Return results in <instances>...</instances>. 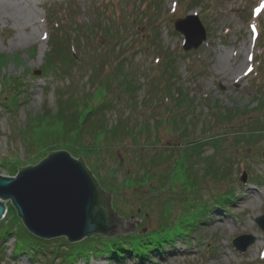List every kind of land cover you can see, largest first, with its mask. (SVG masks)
Wrapping results in <instances>:
<instances>
[{"label":"rangeland","instance_id":"374dc122","mask_svg":"<svg viewBox=\"0 0 264 264\" xmlns=\"http://www.w3.org/2000/svg\"><path fill=\"white\" fill-rule=\"evenodd\" d=\"M4 1L31 22L0 19V175L51 151L80 155L125 221L140 222L127 236L168 224L177 238L144 260L128 248L66 263L62 238L32 258L11 236L0 264H264V0ZM192 14L206 41L186 51L174 23ZM92 108L77 136L52 133L56 118L78 123ZM241 235L255 239L245 253L232 247Z\"/></svg>","mask_w":264,"mask_h":264},{"label":"water","instance_id":"95a60500","mask_svg":"<svg viewBox=\"0 0 264 264\" xmlns=\"http://www.w3.org/2000/svg\"><path fill=\"white\" fill-rule=\"evenodd\" d=\"M174 27L183 35L186 51L206 41L196 15L177 19ZM240 180L246 181L245 173ZM4 200L11 202L28 233L43 240L65 238L74 244L91 237L127 236L135 232L134 221L138 222L137 218L133 222L121 218L83 158L76 159L65 150L51 151L38 163L19 167L14 177L0 175V220L6 214ZM255 222L264 232V215ZM254 241L243 235L232 244L244 253Z\"/></svg>","mask_w":264,"mask_h":264},{"label":"trees","instance_id":"16d2710c","mask_svg":"<svg viewBox=\"0 0 264 264\" xmlns=\"http://www.w3.org/2000/svg\"><path fill=\"white\" fill-rule=\"evenodd\" d=\"M54 36V35H53ZM52 36V37H53ZM61 38H55L52 41H54V48L59 44H64V42L61 41ZM63 40H65L63 38ZM53 57V56H52ZM123 77L122 82L126 85V86H131V83L129 81H125V78L123 76V74L121 75ZM114 79V76H111V80ZM122 85V84H120ZM133 85V83H132ZM132 87H137L136 85H133ZM61 105V103H60ZM69 107V106H67ZM96 108H92L91 110H89L86 113V116L80 120L78 123H76V119L78 114H73L72 115V120L68 121L66 116L64 118L60 119H55L56 122H54V124H61V127H55L52 131V133L54 134H58L60 140L63 138H70L73 136H77L80 132V130L82 129V127L87 123V120L91 118V116L94 113V110ZM64 110V109H63ZM62 115H64L63 113H61ZM88 115V116H87ZM55 124V125H56ZM75 126L77 127V129L75 130ZM109 131H111L112 129L109 128ZM70 136V137H69ZM76 150H72V154H74ZM77 157H80V155H77ZM42 159V158H41ZM40 159V160H41ZM86 165V164H85ZM87 167V165H86ZM88 168V167H87ZM89 169V168H88ZM95 177V176H94ZM96 178V177H95ZM96 180L98 181V179L96 178ZM99 182V181H98ZM101 189L103 190V193L105 195V197H109L111 196V204L113 209L118 213V215L125 219L123 217V215H121L118 211L117 208H115L114 204H113V194L112 192L110 193L108 190H106L105 188L101 187ZM216 206H219L216 204ZM9 214H11L10 219L6 220V217L0 222V242H6V240L11 237L14 236V240H15V246L13 249V253L16 255H22V254H30V256L32 258L37 257L38 255H45V253L48 251V249L46 248V243L49 242L47 240H43L40 238H36L34 236H32L30 233H28V231L24 228V226L22 225L20 219L17 217L16 212H9ZM7 216V215H6ZM138 219L140 221H142L141 217H138ZM162 230L159 233H156L154 235L152 234H146V235H141V234H136L133 236H126V237H122L121 239H123V241L125 240V242H127V244H123L124 242H121V239H116V240H112V239H105L101 240L102 237H95V240H89V239H85L81 242H79L78 244H69V242L65 239L62 238L60 240L61 242V246H65V250H63L62 254H60V256H64V261L66 263L68 262H74L76 260H78L79 258H83V259H89L90 258V254L91 253H95L98 251L102 254H108V256H110V259L113 260H119L122 257L121 253H124V251H127L128 248H130V252H133L140 260H144L147 259L148 256H146L148 253H153V252H157L159 251V249H163L164 245H169L171 244L172 240H175L177 238V235H173L170 232H168L167 227L168 224L163 225L162 226ZM141 229L138 230V233H140ZM130 237V238H129ZM130 239V240H126V239ZM100 243V244H99ZM101 244H103V246H101Z\"/></svg>","mask_w":264,"mask_h":264},{"label":"bare ground","instance_id":"6f19581e","mask_svg":"<svg viewBox=\"0 0 264 264\" xmlns=\"http://www.w3.org/2000/svg\"><path fill=\"white\" fill-rule=\"evenodd\" d=\"M0 3H5L4 0H0ZM8 3L11 4H18L19 2L16 3V1L14 0H9ZM0 19H2L4 22H8L11 21L13 23V25L18 28L19 26H22L24 29H26V27L28 26V24L31 22V10L29 9H15L13 8V6H6L4 5L3 7L0 5ZM19 29V28H18ZM31 33L29 35V38H31ZM224 62H229V58L228 60L225 59H220L218 62V66L221 67V69H223V67L221 66V64H223ZM235 65V64H234ZM233 72L237 71L236 74H239L240 71V66L237 64L235 65V67L232 68ZM244 70V69H243ZM227 71H230V69H227ZM226 75V73H225ZM230 79H234L233 77L229 76Z\"/></svg>","mask_w":264,"mask_h":264}]
</instances>
